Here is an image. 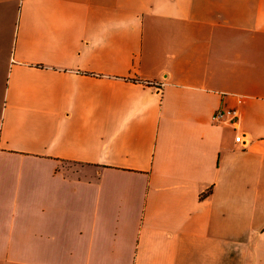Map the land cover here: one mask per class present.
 I'll return each mask as SVG.
<instances>
[{
  "label": "crops",
  "instance_id": "crops-1",
  "mask_svg": "<svg viewBox=\"0 0 264 264\" xmlns=\"http://www.w3.org/2000/svg\"><path fill=\"white\" fill-rule=\"evenodd\" d=\"M0 264H264V0H0Z\"/></svg>",
  "mask_w": 264,
  "mask_h": 264
},
{
  "label": "built area",
  "instance_id": "built-area-1",
  "mask_svg": "<svg viewBox=\"0 0 264 264\" xmlns=\"http://www.w3.org/2000/svg\"><path fill=\"white\" fill-rule=\"evenodd\" d=\"M225 113H228L230 114L232 117H234L235 115V110L234 109H230V110H227V111H224V110H216V112L214 113V119H219L220 117H222ZM235 140L236 141H239L240 140V135H237L235 137Z\"/></svg>",
  "mask_w": 264,
  "mask_h": 264
},
{
  "label": "rangeland",
  "instance_id": "rangeland-1",
  "mask_svg": "<svg viewBox=\"0 0 264 264\" xmlns=\"http://www.w3.org/2000/svg\"><path fill=\"white\" fill-rule=\"evenodd\" d=\"M66 165H67V164H66ZM69 166H75V165L72 164V165H69Z\"/></svg>",
  "mask_w": 264,
  "mask_h": 264
}]
</instances>
